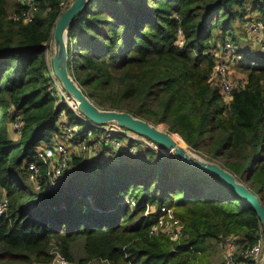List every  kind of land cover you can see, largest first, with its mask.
Returning a JSON list of instances; mask_svg holds the SVG:
<instances>
[{
  "label": "trees",
  "instance_id": "trees-1",
  "mask_svg": "<svg viewBox=\"0 0 264 264\" xmlns=\"http://www.w3.org/2000/svg\"><path fill=\"white\" fill-rule=\"evenodd\" d=\"M62 1L34 0L32 20L22 24L0 0V264H46L53 248L75 264H208L197 255L210 241L232 235L238 247L253 243L263 228L248 206L171 155L138 152L118 164L72 157L48 190L27 187L21 164L49 144L58 113L77 122L46 93L45 45ZM252 13L264 20V0H89L67 28V72L93 105L165 125L264 207V55H237L246 77L227 102L206 82L216 46ZM149 205L173 210L183 224L177 242L149 235L157 216L145 213Z\"/></svg>",
  "mask_w": 264,
  "mask_h": 264
},
{
  "label": "built area",
  "instance_id": "built-area-1",
  "mask_svg": "<svg viewBox=\"0 0 264 264\" xmlns=\"http://www.w3.org/2000/svg\"><path fill=\"white\" fill-rule=\"evenodd\" d=\"M72 0L60 2L59 7L63 11ZM18 10L9 13V19L22 24L29 23L35 13L34 0H17ZM179 21L177 16L173 18ZM246 32L258 52L264 53V23L258 19H248L245 25ZM182 35L178 29L176 31V47L182 48ZM49 44V42H48ZM234 48L227 39L217 47L213 54L214 63L207 75L206 82L210 86L218 88L223 100H227L231 93L238 88H242L234 81L228 72L229 64L234 62ZM233 60V61H232ZM48 65V64H47ZM264 85V83L262 82ZM46 93L53 100L55 105H63L72 113L76 119V124L67 121L63 111H60L54 123L55 131L52 134L49 144H39L33 149L32 160L24 161L21 165L25 172L26 179L32 184L36 192L41 191L43 186L48 190L53 184L58 182L61 174L66 171L68 165L75 155H87L90 158L103 159L104 155L120 153V141L127 140L131 146L126 152L129 156L136 153L151 152L156 157H167L169 153L160 146L149 140L135 135L118 127L115 123L102 125L93 124L87 121L77 107V102L61 87L58 80L53 75L48 66V82ZM20 122L13 125L18 129ZM81 127V130L79 128ZM58 137L59 140H56ZM135 140H139V146ZM135 142V143H134ZM125 152V153H126ZM126 153V154H127ZM98 156V157H97ZM105 161V160H102ZM6 208V200L0 201V215H3ZM145 213H156L155 222L150 227L149 235L161 234L170 242H177L182 235L183 224L175 217L173 210L166 207H159L157 211L146 207ZM221 262L219 264H264V231H260L253 243L238 247L235 236L225 235L220 239ZM46 264H74L68 261L55 248L51 252V257Z\"/></svg>",
  "mask_w": 264,
  "mask_h": 264
},
{
  "label": "water",
  "instance_id": "water-1",
  "mask_svg": "<svg viewBox=\"0 0 264 264\" xmlns=\"http://www.w3.org/2000/svg\"><path fill=\"white\" fill-rule=\"evenodd\" d=\"M89 0H72L60 13L51 31L50 69L55 78L76 102L82 116L89 122L97 125L115 123L135 135L141 136L166 150L176 161H180L219 179L233 194L243 201L264 231V207L258 198L242 183L238 182L232 174L213 162L201 160L191 153L176 147L169 135L158 130L155 126L131 116L126 112L102 110L93 105L81 92L79 87L67 72V28L75 16L79 15Z\"/></svg>",
  "mask_w": 264,
  "mask_h": 264
},
{
  "label": "rangeland",
  "instance_id": "rangeland-1",
  "mask_svg": "<svg viewBox=\"0 0 264 264\" xmlns=\"http://www.w3.org/2000/svg\"><path fill=\"white\" fill-rule=\"evenodd\" d=\"M17 7L16 5V2L13 1L11 3V5H8L6 4V10L8 11H12L14 10L15 8ZM251 16V15H250ZM247 19H244L239 23V28L241 26V24L245 27L246 25V21ZM233 45L234 49H238V44L239 43H243V39H245V33L243 34V39L240 38V35L237 33V30L235 29L233 32H232V36L227 38ZM246 39L250 41L251 43V40H250V37L248 36V34L246 33ZM74 46V41L68 45V50L69 51H72V48ZM219 45L216 46L215 50H214V53L215 51L217 50V47ZM49 47V46H48ZM50 47H51V43H50ZM50 50V49H49ZM252 50L253 52H255V48L252 46ZM50 52V51H49ZM213 53V54H214ZM238 54H240V52H238ZM253 54V53H252ZM45 57L47 55H49V53H45L44 54ZM254 55H257V54H254ZM264 55V54H263ZM228 72H229V75L230 77L236 81L237 83H239L240 85H244V81H245V77H246V71L244 69V66H242L240 60L238 61L237 60H234V62L232 64H229V67H228ZM226 101V100H224ZM150 124V123H149ZM152 125V124H151ZM155 126L156 128H160V131L162 132H165L167 133V128L165 125H162V124H158V125H153ZM79 130H81V127L79 128ZM169 135V133H167ZM56 140H59L58 137H55ZM137 143H135L136 146H139L138 143H141L139 140H135ZM119 146L117 148H119V151L120 154L122 155L121 157H123L124 160L122 161H125L126 159H128L127 161L128 162H132L134 160V158L131 156L128 155V153L126 152V150H128L131 146L130 142L127 141V140H123L120 141V144H118ZM185 145V144H184ZM186 149L189 151V153H191L192 155H194L195 157L201 159V160H205L207 161V159L201 155H199L198 153L192 151L190 148H188L186 145H185ZM127 154H126V153ZM115 155H118L117 154H110V155H104L103 159L100 160V158H90L89 156L87 155H79V157L85 159V161H96L98 162L99 164H102V163H110V164H114V162H116V156ZM143 155V154H142ZM73 157H76V155L74 154ZM98 157V156H97ZM102 160H105V161H102ZM208 162V161H207ZM25 184L27 185V187L36 192L32 186V184L27 180V182H25ZM150 208L153 210L154 209V206L152 205H149ZM148 206V207H149ZM146 210V209H145ZM174 243V242H171V244ZM220 240H217V241H210L208 246H207V249L206 251L203 253V254H200V255H197V257H199V261L200 262H204V263H208V264H216L220 259H221V253H220V257L218 256V251L221 250L220 249ZM219 249V250H218ZM70 251H71V254L72 256L75 258V259H78L82 253H81V242L79 241V239L77 241H75L74 243L71 244L70 246ZM220 252V251H219ZM75 264V263H74ZM88 264H104V263H101V262H98V263H94V262H90Z\"/></svg>",
  "mask_w": 264,
  "mask_h": 264
},
{
  "label": "crops",
  "instance_id": "crops-1",
  "mask_svg": "<svg viewBox=\"0 0 264 264\" xmlns=\"http://www.w3.org/2000/svg\"><path fill=\"white\" fill-rule=\"evenodd\" d=\"M13 1H15L16 2V5H17V0H7V2H6V4H8V5H11V3L13 2ZM11 11H9V13H10ZM251 15V16H250ZM250 15H248L245 19H260V20H262L263 21V23H264V20H263V17H261L259 14H257V13H252V14H250ZM246 21V20H245ZM233 29L235 30H237V33L240 35V38L241 39H243V34L245 33V39H243V43L241 42V43H239L238 44V49L236 50V49H234V59H238V57H237V55H238V52H240V53H242V52H245V53H247V54H257V55H263L264 53H261V52H258L256 49V51L255 52H253V50H252V46H253V44H252V42L250 43V41L249 40H247L246 39V29H245V27L241 24V26H240V28H239V23L238 22H236V23H234L233 24ZM225 40H227V39H225ZM50 43L51 42H49V44H46L45 45V52H44V54L45 53H49V55H47L46 57H45V55H44V57H45V61H46V63L48 64V66L50 67V56H51V47H50ZM49 46V47H48ZM233 46V45H232ZM219 47V46H218ZM254 47V46H253ZM234 48V47H233ZM255 48V47H254ZM50 49V50H49ZM50 51V52H49ZM233 61V60H232ZM226 102H227V100H226ZM116 157V162H114V164H118V163H120V162H128L127 160L128 159H126L125 161H122V160H124L123 159V157H121L122 155L121 154H118V155H115ZM76 157H79V155H76ZM131 157V156H130ZM27 180V179H26ZM0 198H2L3 199V195H2V193H0ZM220 245V244H219ZM221 249V248H220ZM219 250V249H218ZM220 251V252H219ZM218 251V256L220 257V253H221V250H219ZM221 257H222V254H221ZM221 262V259L216 263V264H219Z\"/></svg>",
  "mask_w": 264,
  "mask_h": 264
},
{
  "label": "bare ground",
  "instance_id": "bare-ground-1",
  "mask_svg": "<svg viewBox=\"0 0 264 264\" xmlns=\"http://www.w3.org/2000/svg\"><path fill=\"white\" fill-rule=\"evenodd\" d=\"M158 130H160L159 128H158ZM169 137H170V139L174 142V144H175V146L176 147H179V148H181L182 150H184V152L186 153V154H188V150L186 149V147L184 146V145H182L175 137H173L172 135H170L169 134Z\"/></svg>",
  "mask_w": 264,
  "mask_h": 264
}]
</instances>
